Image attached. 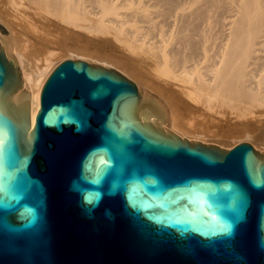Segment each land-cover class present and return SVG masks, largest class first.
Here are the masks:
<instances>
[{
    "label": "water",
    "instance_id": "1",
    "mask_svg": "<svg viewBox=\"0 0 264 264\" xmlns=\"http://www.w3.org/2000/svg\"><path fill=\"white\" fill-rule=\"evenodd\" d=\"M164 125L143 84L73 58L31 127L0 41V264H264V153Z\"/></svg>",
    "mask_w": 264,
    "mask_h": 264
},
{
    "label": "bare ground",
    "instance_id": "2",
    "mask_svg": "<svg viewBox=\"0 0 264 264\" xmlns=\"http://www.w3.org/2000/svg\"><path fill=\"white\" fill-rule=\"evenodd\" d=\"M8 27H67L105 36L141 80L134 83L156 99L164 130L190 141L209 143L179 127L182 110L192 125L200 117L209 124L249 117L253 128L264 121V0H0L1 47L11 51L23 79L32 127L42 82L58 61L48 35L34 38L42 49L33 52L29 33L24 38ZM252 137L264 153V142L257 147L261 135Z\"/></svg>",
    "mask_w": 264,
    "mask_h": 264
},
{
    "label": "rangeland",
    "instance_id": "3",
    "mask_svg": "<svg viewBox=\"0 0 264 264\" xmlns=\"http://www.w3.org/2000/svg\"><path fill=\"white\" fill-rule=\"evenodd\" d=\"M3 28L5 30L7 29L5 27ZM8 28L14 34H19V36H22L24 38H26V35L29 33L28 37L30 39V42H29L30 45L28 46V50H31L33 52H34V49H37V50L42 49V45L36 42L34 38L48 35L47 38H50L52 41L50 44L51 46L50 48H52L53 50L55 49L54 50L55 56H53V59L56 57L54 59L56 61L73 59V58H82L85 60L90 59V61L92 60L93 62L98 61V63L105 62V65L110 63L109 66L112 64L110 67L116 68L118 72L120 73L122 72L124 75L130 76L131 81L133 82L141 81L138 78V76L136 78L137 80L139 79L140 81H136V78L134 77L135 73L132 71V66L124 63V61H127V58H125V55L122 54L115 45L109 43L106 40L105 36L103 35L95 34L93 36L91 34H86L85 31L72 30L71 28L66 29L67 27H49L46 29L45 27H34L35 28L34 30H26L25 28L23 32H21L19 27H8ZM8 31L9 30L7 29L6 33H8ZM179 107L181 110L184 109V103L182 104L181 102ZM186 111L187 110H184V111L182 110L181 112L182 113L185 112L184 114L187 117L188 115ZM183 115L182 117H184V119H181L182 121H180V123H182L183 121L184 122H183V125L179 123L180 124L179 127L184 126L186 128L185 129L184 127H182V130L183 128L185 129L184 132L188 129L187 131L189 132V134L187 133V131L185 132V134H187L191 138H197L198 136H201L202 138H205L206 142H209V143L213 142L216 144L222 143V145L230 148L241 142H249L253 144L254 141L252 140L254 139H251V137L257 134V135H261V138H262L261 140H259V143H258L259 145H257V147L261 148L260 146H263L264 121L263 123H260L256 128H253V124H252L253 122L249 117L247 118L240 117V119L235 120V121L221 120V121L213 122V123L210 121L211 125L208 123L209 119L208 121H206L207 119H203L200 117L199 119L195 120L196 123L199 120L201 121L203 120V122L199 121L200 124L195 123V125H192V124H187L185 122L186 117ZM184 123H186L187 126H185ZM198 125H203L202 126L203 128ZM205 126L210 127L209 129L211 131ZM200 127H201V130H199ZM204 127L206 129H204ZM207 130L208 132L206 133L205 131ZM205 133L207 134V136L205 135ZM191 134L193 135L196 134V135L193 136ZM246 135H249L248 136L249 138ZM206 137L208 140L206 139Z\"/></svg>",
    "mask_w": 264,
    "mask_h": 264
},
{
    "label": "snow or ice",
    "instance_id": "4",
    "mask_svg": "<svg viewBox=\"0 0 264 264\" xmlns=\"http://www.w3.org/2000/svg\"><path fill=\"white\" fill-rule=\"evenodd\" d=\"M230 229V226H228V225H223L222 226V231H228Z\"/></svg>",
    "mask_w": 264,
    "mask_h": 264
}]
</instances>
